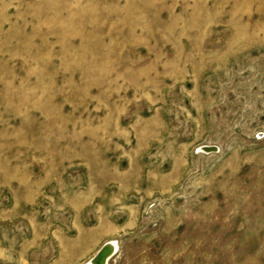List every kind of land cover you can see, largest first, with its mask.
Here are the masks:
<instances>
[{"label":"rangeland","instance_id":"374dc122","mask_svg":"<svg viewBox=\"0 0 264 264\" xmlns=\"http://www.w3.org/2000/svg\"><path fill=\"white\" fill-rule=\"evenodd\" d=\"M109 243L264 264V0H0V264Z\"/></svg>","mask_w":264,"mask_h":264},{"label":"water","instance_id":"95a60500","mask_svg":"<svg viewBox=\"0 0 264 264\" xmlns=\"http://www.w3.org/2000/svg\"><path fill=\"white\" fill-rule=\"evenodd\" d=\"M112 249L109 247V245H105L103 248H101L98 253L94 256V262L95 264H104L108 257L112 254Z\"/></svg>","mask_w":264,"mask_h":264},{"label":"bare ground","instance_id":"6f19581e","mask_svg":"<svg viewBox=\"0 0 264 264\" xmlns=\"http://www.w3.org/2000/svg\"><path fill=\"white\" fill-rule=\"evenodd\" d=\"M212 150H214V148L213 147H206V151L207 152H210V151H212ZM206 153V152H205ZM109 245V247H111V249H112V252L114 251V249H115V244L114 243H109L108 244ZM110 257V256H109ZM85 264H95V262H94V257H92L88 262H86ZM104 264H107V260H106V262H104Z\"/></svg>","mask_w":264,"mask_h":264}]
</instances>
